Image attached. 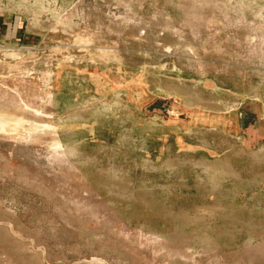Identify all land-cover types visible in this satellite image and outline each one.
Wrapping results in <instances>:
<instances>
[{
  "label": "rangeland",
  "instance_id": "374dc122",
  "mask_svg": "<svg viewBox=\"0 0 264 264\" xmlns=\"http://www.w3.org/2000/svg\"><path fill=\"white\" fill-rule=\"evenodd\" d=\"M0 115V264H264V0H0Z\"/></svg>",
  "mask_w": 264,
  "mask_h": 264
},
{
  "label": "bare ground",
  "instance_id": "6f19581e",
  "mask_svg": "<svg viewBox=\"0 0 264 264\" xmlns=\"http://www.w3.org/2000/svg\"><path fill=\"white\" fill-rule=\"evenodd\" d=\"M2 115H3V114H2ZM0 116H1V115H0ZM1 117H2V116H1ZM0 120L4 121V120H6V119L3 120L2 118H0ZM5 126H6V125H5ZM55 149H56V148H55ZM5 228H6V227H5ZM6 230H7V232H8L9 228H7ZM6 230H5V231H6ZM9 231H10V230H9ZM11 232H12V231H11ZM11 232H10V234H11ZM8 234H9V233H8ZM8 236L11 238L12 235H11V236L8 235ZM12 237H13V238H11V239L14 240V243H15V240H16L17 238L14 239V236H12ZM11 239H10V240H11ZM16 241H17V240H16ZM11 242H12V241H10V245H11ZM12 244H13V243H12ZM12 248H13V247H12ZM14 249H15V246H14ZM102 249H103V247H102ZM102 249H100V250H102ZM258 249H259V248H258ZM257 251H258V250H257ZM261 251H262V248H261ZM17 252H18V251H17ZM258 252H259V251H258ZM259 253H261V252H259ZM260 255H261V254H260ZM262 255H263V254H262ZM23 256L25 257V255H23ZM23 259H24V258H23ZM25 260H26V259H24V261H25ZM27 261H28V262H27ZM25 262H26V263H29L30 260H26ZM26 263H25V264H26ZM30 263H31V262H30ZM30 263H29V264H30Z\"/></svg>",
  "mask_w": 264,
  "mask_h": 264
}]
</instances>
